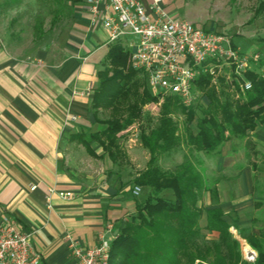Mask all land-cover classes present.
Segmentation results:
<instances>
[{
    "label": "crops",
    "instance_id": "0c3cea01",
    "mask_svg": "<svg viewBox=\"0 0 264 264\" xmlns=\"http://www.w3.org/2000/svg\"><path fill=\"white\" fill-rule=\"evenodd\" d=\"M164 7L176 18L168 0ZM59 12L53 26L51 19L45 23L38 40L31 31L13 33L0 22V225L9 216L22 231L32 233L31 244L42 264H78L71 243L86 249L98 244L102 235H117L135 213L136 203L150 193L146 187H139L136 196L132 193L133 180L146 169L149 153L137 144L139 139L130 137L121 145L124 161L113 162L99 145H90L95 157L71 139L102 130L91 102L97 74L116 43L99 23H92L85 0H65ZM255 53L250 49L245 54ZM251 133L262 143L264 125ZM233 178L228 186L236 199L231 204L252 201L254 171L245 166ZM50 188L56 192L48 193ZM59 192L71 197L63 199ZM221 192L217 207L225 214L228 199H221ZM209 194L204 197L211 204ZM234 210L241 217L242 210Z\"/></svg>",
    "mask_w": 264,
    "mask_h": 264
},
{
    "label": "trees",
    "instance_id": "16d2710c",
    "mask_svg": "<svg viewBox=\"0 0 264 264\" xmlns=\"http://www.w3.org/2000/svg\"><path fill=\"white\" fill-rule=\"evenodd\" d=\"M63 1L37 0L47 5L51 26L57 21ZM13 2L18 3V0ZM262 12L263 2L256 9L255 17ZM44 25V17L37 15L32 27L34 39L44 34ZM255 65L260 66L254 64L245 73L251 89L244 98L237 99L232 93L234 90H230L231 84L223 77L217 85H212L208 76H200L195 81V89L208 100L204 108L200 107L195 133L190 125L196 118L197 102L185 107L178 97L165 96L156 124L148 131L142 130L138 138L148 151L149 160L146 169L134 178L133 186L146 187L150 193L136 203L135 213L111 241L108 264H247L230 228L257 253L253 264H264V229L255 233L249 228H240L236 221L230 224L226 220L221 208L204 210L199 205L205 192L210 193L212 200H217V189L207 188L198 168L200 162L192 156L193 153L217 154L225 142L244 138L264 125V77ZM97 77L91 108L94 114L106 111L108 117L99 120L103 126L101 131L73 135L71 139L86 147L90 155L96 157L90 146L95 143L111 161H122L125 153L118 135L141 119L144 106L156 100L158 94L151 91L143 75L132 68L129 50L121 43L109 48ZM177 113L185 116L182 133L174 119ZM183 143L192 158L187 156L173 170L162 169L158 165L159 158L177 152ZM203 214L205 225L201 227ZM203 228L216 239L200 243Z\"/></svg>",
    "mask_w": 264,
    "mask_h": 264
},
{
    "label": "built area",
    "instance_id": "2783aa9c",
    "mask_svg": "<svg viewBox=\"0 0 264 264\" xmlns=\"http://www.w3.org/2000/svg\"><path fill=\"white\" fill-rule=\"evenodd\" d=\"M92 23H99L109 34V41L129 50L132 68L143 75L147 87L158 97L176 96L182 105L195 104L201 95L195 89L200 76L211 84L224 73L235 94H245L251 82L245 73L259 61L257 54L243 53L227 37L204 31L192 23L171 16L164 0H151L145 6L137 0H85ZM56 191L48 189L52 194ZM140 192L133 188V195ZM63 199L70 193L59 192ZM111 232V226L107 233ZM32 233L22 231L19 223L5 216L0 225V264H42L31 244ZM114 235L100 236L94 247L82 249L71 243V253L78 264H108Z\"/></svg>",
    "mask_w": 264,
    "mask_h": 264
},
{
    "label": "rangeland",
    "instance_id": "374dc122",
    "mask_svg": "<svg viewBox=\"0 0 264 264\" xmlns=\"http://www.w3.org/2000/svg\"><path fill=\"white\" fill-rule=\"evenodd\" d=\"M13 1L15 0H0V22L8 31L22 34L28 33L29 31L32 32L35 18L39 14L44 17L45 23L50 19L47 16V5H41L37 0H18V3ZM168 1L169 5H172L175 9L177 19L186 20L204 31H211L227 36L244 53L250 49L256 51L257 53L255 54L259 56V61L257 63H259L261 67L258 69V73L264 76V12L255 17L256 9L261 2L264 3V0ZM224 75H227L226 71L222 73L220 78L225 77ZM224 80L226 81V79ZM230 90L232 91L234 88ZM232 93H234L237 99H240L239 97H245L244 94H240V96L239 94L236 95L235 91ZM164 98L165 97H158L153 102L144 106L141 119L133 125L127 134H122L120 142L123 147L130 137L138 139L142 130L148 131V129L156 124L160 106ZM207 104L208 100L206 97L204 95H199L197 103L195 104L196 118L190 125V129L194 133L197 131L196 119L201 114L200 107L204 108ZM98 113L101 120L108 117L106 111H100ZM174 119L177 122L180 133H182L185 125V116L181 113H177L174 115ZM262 139L264 138H261V143L258 136H254L250 133L244 138L232 139V145L227 142L223 145V149L221 147L217 154L205 155L193 153L192 155L200 162V167L198 168L203 175L207 188L209 190L213 188L217 189V200H210L211 204H208V200L205 199L204 193L200 199L199 205L204 210L219 206L218 193L220 189H222L221 199H228V203L225 202L224 205L226 220L230 224L236 221L240 228H249L255 233L264 229V140ZM138 143H140L139 140L137 144ZM137 149L140 150L141 147L139 146ZM187 156L192 158L189 148L183 143L177 152L171 154L167 158L161 157L158 162L162 169L166 168L168 170H173L177 165L182 163ZM245 166L251 171H254L255 174L254 195H252V201H247L244 205H235L234 207L233 205L235 203L231 204V201L236 199V195L230 193L233 187L231 188L228 184L231 181H235L233 177L238 175L240 170ZM219 184L223 186H219ZM255 202L258 205L252 208L251 205ZM234 208H240L242 210L241 217H238ZM204 225L205 214L202 215L200 220V226L204 227ZM230 231L239 241L243 260L247 264H253L257 257V253L245 240L237 235V232L233 228H230ZM215 239V235L209 233L204 228L202 229L199 239L200 243H209Z\"/></svg>",
    "mask_w": 264,
    "mask_h": 264
}]
</instances>
